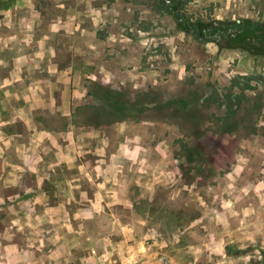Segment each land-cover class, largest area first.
I'll return each mask as SVG.
<instances>
[{"label":"rangeland","instance_id":"obj_1","mask_svg":"<svg viewBox=\"0 0 264 264\" xmlns=\"http://www.w3.org/2000/svg\"><path fill=\"white\" fill-rule=\"evenodd\" d=\"M162 1L0 0V264H264V52L175 17L264 0Z\"/></svg>","mask_w":264,"mask_h":264},{"label":"trees","instance_id":"obj_2","mask_svg":"<svg viewBox=\"0 0 264 264\" xmlns=\"http://www.w3.org/2000/svg\"><path fill=\"white\" fill-rule=\"evenodd\" d=\"M175 1L177 2L178 0ZM197 25L199 24L197 23ZM197 25L189 22L188 28L186 27V30L191 33L196 39L202 40L204 42L211 39L213 42L220 43L221 41H219L218 38L221 33H236L233 40L252 39L255 41V45L257 46L256 49H259L260 52H264V23L251 20H235L228 23L217 21L213 25H199L201 26V30L197 29ZM211 27L214 28L213 32L209 30ZM191 29H194V31L192 32ZM214 36H216L217 39H214ZM106 97L107 96H102V101L106 102L108 100V98Z\"/></svg>","mask_w":264,"mask_h":264},{"label":"flooded vegetation","instance_id":"obj_3","mask_svg":"<svg viewBox=\"0 0 264 264\" xmlns=\"http://www.w3.org/2000/svg\"><path fill=\"white\" fill-rule=\"evenodd\" d=\"M178 1H180V0H178ZM166 3H167V6L169 7V9H173V7H174V4L176 3V1L175 0H167L166 1ZM175 14H176V18H179V23L180 24H182V26L185 28V30L188 28V24H189V22H186L185 21V19H183L182 17H181V14L179 13V12H175ZM193 24H195V25H197V23H193ZM199 24V23H198ZM199 25H201V26H205V24H199ZM199 25H197V29L198 30H201V26H199ZM187 27V28H186ZM209 30H211L212 32L214 31V28H210ZM187 31V30H186ZM191 31L193 32L194 31V29H191ZM235 35H236V33H226V34H222L221 33V35L219 36V41H221L223 44H228L231 40H233V38L235 37ZM207 38H208V36H207ZM214 39H217V37L216 36H214Z\"/></svg>","mask_w":264,"mask_h":264},{"label":"crops","instance_id":"obj_4","mask_svg":"<svg viewBox=\"0 0 264 264\" xmlns=\"http://www.w3.org/2000/svg\"><path fill=\"white\" fill-rule=\"evenodd\" d=\"M162 3H165V2L162 1ZM165 4H166V7H168V6H167V3H165ZM168 8H169V7H168ZM13 122H14V121H13ZM13 122H12V123H13ZM4 124H9V122H8V123H4Z\"/></svg>","mask_w":264,"mask_h":264}]
</instances>
